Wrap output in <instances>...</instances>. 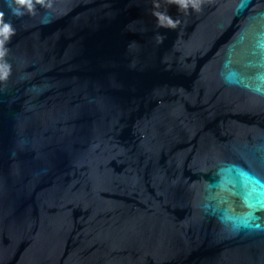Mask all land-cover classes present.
Masks as SVG:
<instances>
[{"label": "water", "instance_id": "1", "mask_svg": "<svg viewBox=\"0 0 264 264\" xmlns=\"http://www.w3.org/2000/svg\"><path fill=\"white\" fill-rule=\"evenodd\" d=\"M0 264H264V0H0Z\"/></svg>", "mask_w": 264, "mask_h": 264}]
</instances>
